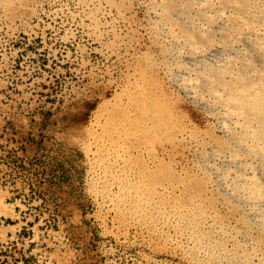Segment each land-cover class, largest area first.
<instances>
[{"label": "rangeland", "instance_id": "rangeland-1", "mask_svg": "<svg viewBox=\"0 0 264 264\" xmlns=\"http://www.w3.org/2000/svg\"><path fill=\"white\" fill-rule=\"evenodd\" d=\"M147 3L157 1L0 0V264H194L192 249L187 254L169 244L142 217L112 210L100 197L110 185L99 183L95 169L112 173L109 145L119 143L122 168L137 173L134 186L146 197L165 186L174 192L171 201L212 204L223 218L231 205L214 197L216 188L208 190L201 169L213 152L209 145L229 160L264 158V25L250 26L259 61L250 53L244 62L206 64V93L217 92L243 122L223 133L222 115L175 85V66L166 59L171 45L155 41L161 21L169 20L189 40L201 32L203 48L216 44L218 35H210L216 6L206 2L209 23L200 30L193 0H163L166 17L157 22L145 12ZM238 3L241 16L260 11L264 19V0ZM246 146L252 152L242 151ZM258 186L253 194L262 198Z\"/></svg>", "mask_w": 264, "mask_h": 264}, {"label": "bare ground", "instance_id": "bare-ground-1", "mask_svg": "<svg viewBox=\"0 0 264 264\" xmlns=\"http://www.w3.org/2000/svg\"><path fill=\"white\" fill-rule=\"evenodd\" d=\"M156 1H157L156 4L153 3L151 4L147 3L145 5L143 4L145 6L144 8L147 10L145 12H148L149 17L153 18L155 21L156 18L163 16L162 13L165 10L162 5L163 0H156ZM208 1L212 3L211 6L213 7L216 6L217 8L215 10V13L217 14L216 15L217 19L214 23L212 22L213 24L211 23L212 25L210 24L211 25L210 35L213 37V39H215L216 36L218 35V41H216V44H214L215 43L214 42L213 44H210V46H208L207 48H203V45L199 44L201 42L199 38L201 36L200 31H199L200 35L198 34L199 37L194 35L195 38L193 40L192 38L191 40H189L187 39L186 36L187 33H184L182 28L179 27L177 28V30L179 29L181 35L179 34L180 32L177 33V31L173 29V26L174 25L176 26V24H174L173 26L170 25L172 23L170 24L167 23L169 22L168 19H165V21L168 20L167 22L161 21L160 28H158L159 31H157L155 34L156 39L155 38L154 39L155 41L157 40L159 44H164V42H167L171 45L169 46L171 50L168 49L170 53L168 52V57H166V59H168L169 62L175 66V71H174L175 85H177L179 90L186 97L198 99L199 100L198 102L202 103L203 105H206V107L212 105L211 108L213 109V111L216 110L218 114L222 115L219 116L221 118L218 120V126H219L218 130H220V132L223 133H229L228 126L230 125H234V127L237 125L241 126L243 122L240 121V119L237 116H235L233 112L234 106L233 107L227 106L226 103L224 104L221 100H219L221 96L219 97L217 92L214 91L212 93H206V91L207 92H211V91H209L210 85L208 86L209 78L207 79L205 76L207 75L205 67L206 64L209 62H211V64L213 63L214 65H217L218 68H220L221 66H225V64L230 63V61L232 60L234 61L238 60V62L239 61L244 62L248 58V56L251 55L252 53L255 54V57L253 59L259 61L261 57L257 56L258 54L256 55V49L254 47V42H253L258 34L256 35L253 31V28L252 30L250 28L252 27L251 23L252 25L255 24L264 25L263 24L264 19L262 15L259 14L260 11L259 13L258 11L252 13V16H254L256 19L250 18L252 16L250 17L249 16L244 17L243 15L241 16V13L239 12L237 6L239 4L238 3L239 0H193L194 4H192L193 5L192 11L195 14V16L193 15V17H196V19H198V23H201V25L197 27L200 30L203 29L207 23H209L205 20V17L206 16L209 17L210 14L207 10L209 7L206 8L205 6L206 2ZM108 7L110 9V6ZM165 11H167V9ZM172 11L174 10L172 9ZM104 12H106V10ZM172 14L173 16L177 17V19L183 20L184 18V20L193 22L192 19H190L189 17H183L182 13L179 10L174 11V13H171V15ZM232 15H236L237 16L236 18H238V20L240 17H242L241 19L243 20H241L240 23H237L238 21L231 20ZM163 17H166V15H164ZM193 17L191 16V18ZM145 22L147 21L145 20ZM158 22H160V20ZM241 25L247 26V28H245L246 30L239 29ZM154 26L152 25L150 27L153 28ZM256 32L259 33V31ZM263 32L261 33L264 34ZM230 38L235 39L234 41H236L238 44L237 43L234 44L230 42ZM203 39L204 41L206 40L205 38ZM191 47H195L194 52L192 49L190 52ZM166 50L164 51L166 52ZM160 52L161 51H159V53ZM179 59H180L179 61L180 64H178ZM159 62H160V58H159ZM226 68H224V70ZM209 69L210 68H208V70ZM184 136L187 135L185 134ZM252 140L254 142H257L258 139H252ZM109 141L107 142L108 145L110 144ZM208 144H211V142L209 143L208 141ZM117 145L116 146L109 145L110 152L108 157L110 159V163L112 166V171H111L112 173L110 175H108L109 173L106 174L102 166H99L97 169H95L99 183H108L110 185V190L107 193L105 192V194L104 193L100 194V197L103 198L104 200L105 199L108 200L109 206L112 210L115 209L117 206H120L122 208L121 210H124L130 218L136 219L142 217L145 223L151 224V227H153L156 230V232L159 231V233L162 232L166 234L169 244L174 246L176 245V247L179 246V248L180 247L183 248V250L186 251L185 253H187L188 250L192 249L193 252L191 251V253L189 252L188 253L190 254V258H191L190 260H192L191 262H193L194 264H264V236H263L264 233L261 232L262 233L261 236L259 234V232L262 231L261 228H263V232H264V158L263 159L258 158V156L254 154V157H252L249 161H247L246 157H244L243 159L246 162L245 164L246 166H244L243 165L244 161L237 160L238 155L236 157L234 156L235 157L234 160L233 159L229 160L226 158V156L228 155L224 153L223 151L224 149L222 150L223 151L222 152L217 149L215 150L214 149L215 146H213V144L209 145L208 149H210V151L213 150V152H211L209 158L203 160L202 163L203 167L200 164H198L199 166L198 168H200L201 166V169L203 168L202 172L204 171V173L210 179V184H208L209 185L208 190H211L212 193L213 188L217 189L216 191L218 195L216 194L214 197L219 196V198L221 197L224 201H226V204L229 203L231 205L233 212L231 210L232 213L228 214L226 217H224L225 218L224 219L223 215L220 216L221 213L219 214L217 208L213 207L212 204L211 206H209V204H207L208 206L207 205L205 206L200 203V205L198 206L197 205L195 206L194 204L195 207H193L189 203L185 202L187 204L186 205L184 203L182 204V202L181 203L178 202L179 198L176 199L177 197L174 198L176 199V201L174 199H173L174 201H171L172 200L171 194H173L174 192L172 193L171 190L165 186H159V188L155 193L156 196L154 198H152L151 196H150L151 198L146 197V195H144L145 193L143 194L144 191L141 190L142 191L141 193L139 192L140 190L138 191V189H136L134 186L135 184H138L141 181L139 180L138 175H136L137 173L136 174L135 172L128 173L124 171V169L126 168L124 169L122 168V164L124 163V158H123L124 154L120 149L121 146L119 145L117 146ZM241 149L242 151L246 152L250 148L249 146H246L244 148L241 147ZM95 152H93L92 155H94ZM247 163L252 166V169L250 170L247 169ZM206 175H204L205 178H207ZM255 185L256 186L259 185L258 187H262L263 189L262 192L263 197L261 195L262 198H259L256 196V194L255 195L253 194V191L255 190V189L253 190V188ZM164 198L168 199V201L170 202L164 203L162 201L164 200ZM224 206L227 207V205ZM226 212L228 213L229 211ZM262 236L263 238H261ZM181 256L183 255L181 254Z\"/></svg>", "mask_w": 264, "mask_h": 264}, {"label": "trees", "instance_id": "trees-1", "mask_svg": "<svg viewBox=\"0 0 264 264\" xmlns=\"http://www.w3.org/2000/svg\"><path fill=\"white\" fill-rule=\"evenodd\" d=\"M6 222H10L9 220H6Z\"/></svg>", "mask_w": 264, "mask_h": 264}]
</instances>
